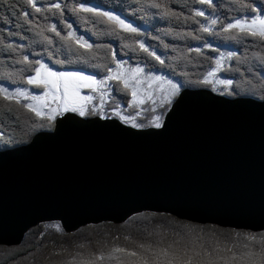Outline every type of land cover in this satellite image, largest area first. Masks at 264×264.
<instances>
[{
	"label": "water",
	"instance_id": "obj_1",
	"mask_svg": "<svg viewBox=\"0 0 264 264\" xmlns=\"http://www.w3.org/2000/svg\"><path fill=\"white\" fill-rule=\"evenodd\" d=\"M182 95L159 135L122 131L130 126L115 117H57L52 130L0 150V245H19L42 223L71 233L142 212L264 229V100L205 87Z\"/></svg>",
	"mask_w": 264,
	"mask_h": 264
},
{
	"label": "snow or ice",
	"instance_id": "obj_2",
	"mask_svg": "<svg viewBox=\"0 0 264 264\" xmlns=\"http://www.w3.org/2000/svg\"><path fill=\"white\" fill-rule=\"evenodd\" d=\"M7 3V0H4ZM237 7V15L223 20L218 15L213 18L206 11L199 8L191 9V19L199 24L198 32L209 35H219L227 39H252L264 46V5L256 4L255 0L245 3L244 0H232ZM198 5H206L214 9V0H194ZM26 7L35 13L59 14V28L56 23H37L30 20V13L23 11L20 16L29 31L39 37V43L43 51L26 52L25 45L7 43L4 46L9 53H15L19 58L15 63L21 68L14 73L5 74V78L16 86L10 88L0 83V99L7 102L8 111L20 109L33 114L35 118L44 121L41 127H56L57 117H65L78 124L96 123L108 121L111 116L118 117L122 124L128 128H119L128 131L132 135H143L145 132L132 129H156L159 132H151L159 135L166 129L165 116L171 118L180 104L182 87L175 76L162 74L165 68H171L168 60L158 54L146 40V32L140 27L134 26L119 14L112 10H104L100 6H93L87 0H81L72 6L57 2H49L45 6H38L37 0H23ZM14 9V5H9ZM152 7L160 9L164 7L154 3ZM67 9L73 15L93 19L95 22L108 26L106 35L120 37L122 41L130 38L133 43H121V49H128L133 55L143 54V62L135 65L129 60L118 58L117 51L112 44H95L83 34H79L73 24L64 17ZM165 15L175 16L176 13L165 7ZM198 18H204L207 22L201 23ZM44 20L48 17L45 15ZM219 31L214 33V28ZM128 34V35H124ZM9 35H13L9 33ZM93 36L96 33H92ZM187 35H193L189 32ZM201 39L200 36H194ZM21 39H24L21 36ZM0 40V44H3ZM204 49L217 53L215 56H205ZM103 51L104 56L98 57ZM187 53H195L198 57H204L205 61H211L210 71L198 81L202 85H211L213 91H219L220 95L239 96L240 93L233 87V79H222L217 74L222 71H230L226 68L227 62L235 60L243 64L246 60L238 56L236 51H222L220 47H214L212 43L204 42L202 47H189ZM124 55H128L127 52ZM63 56L64 58H60ZM187 58V57H185ZM100 59L103 62H99ZM170 59V58H168ZM260 59L264 61V56ZM93 61H97L93 63ZM74 62L90 65L100 69L97 74H87L84 70H60L54 65L63 68ZM251 71V69H248ZM264 74V69L260 70ZM25 73H27L25 75ZM223 86L218 89L217 86ZM238 87V85H237ZM87 90V94H85ZM123 92L130 94L128 111L115 103L114 93ZM264 100V96L260 97ZM112 100L114 106H109ZM99 101V103H96ZM238 103L239 100L228 101ZM132 112L135 114L133 115ZM151 114L147 124L140 122L142 114ZM73 114L65 116V114ZM76 117H99V120H77ZM14 150V149H13ZM56 231H61L60 225H54ZM115 237L114 240H118ZM125 246L113 243L109 246L107 241L99 242L100 247L87 255L78 253L71 261L61 264H264V229L259 232L233 230L231 233L218 232L215 229L206 230L189 225H176L169 231L149 232L143 240H134L130 235H124ZM83 248V245H80Z\"/></svg>",
	"mask_w": 264,
	"mask_h": 264
},
{
	"label": "trees",
	"instance_id": "obj_3",
	"mask_svg": "<svg viewBox=\"0 0 264 264\" xmlns=\"http://www.w3.org/2000/svg\"><path fill=\"white\" fill-rule=\"evenodd\" d=\"M49 2L54 3L57 0H37L38 6H45ZM59 2L72 6L81 2V0H59ZM87 2L93 6H100L105 10L115 11L142 28V31L146 32V42L157 50L158 54H162L171 65L170 69L165 68L163 72L171 76L172 72L175 71L177 74L175 79L184 86L182 88H210V85H202L198 81L203 78L207 71L211 70V61H205L204 57H198L195 53H187V48H194L197 44L210 40L214 44L222 46V48L227 46L230 48L228 51H236L241 58L246 57L243 64H238L235 60L227 62L225 67L231 70L222 71L223 79L234 80L233 87L240 93L239 96H251L256 99L264 96V74L260 71L264 69V61L260 59L261 56H264V46L252 39L226 40L223 36L198 32L199 24L191 19H186L191 16V9L203 7L207 8L208 11L212 10L217 13L222 20L225 17L236 16L237 7L232 0H214V9H209L206 5H198L194 3V0H87ZM244 2L249 3L252 0H244ZM154 3H159L164 7L154 8L152 7ZM255 3L264 5V0H255ZM9 5H14V9ZM165 7L176 13V15H165ZM23 11L29 12V19H35L37 23H56L59 28H63L59 23V14L56 16H53L52 13L33 14L32 9L23 4V0H7V3L0 0V40L4 42L0 44V81H5L11 85L21 84H13L5 78V74L17 72L21 65L15 63L19 57L15 53L10 54L4 45L7 43L23 44L26 48L24 54H27L28 51L44 50L39 43L40 38L35 36L34 32L28 30L29 26L24 23L23 18L20 16ZM45 15L48 17L47 21L44 20ZM64 17L68 22L82 29L90 42L112 44L117 51L118 58H125V60H129L130 64L143 62L144 56L142 53L133 55L128 49H121V43L134 42L131 38L122 41L120 37L106 35L107 25L95 22L83 15L77 17L67 9L64 11ZM198 19L201 21L204 18ZM218 31L219 28L215 27L214 33ZM93 32L96 33L95 36L92 35ZM189 32L193 35H187ZM9 33L13 35L10 36ZM21 36L24 39H21ZM194 36H200L201 39H195ZM203 51L205 56L217 55L210 50L204 49ZM125 52L128 55H124ZM103 56V51L98 53V57L102 58ZM60 58L63 59L64 57L61 56ZM96 62L93 61V63ZM99 62H103V60L100 59ZM54 67L61 70H84L86 73L93 75L101 71L79 62L67 64L63 68L59 65H54ZM248 69H251V71H248ZM129 98L128 93L118 91L114 93L115 103L119 105L126 106ZM6 104L7 102L0 99V150L26 144L37 132L52 129L47 126L41 127L40 125L45 122L35 118L33 114L27 113L26 110L16 111L13 107V111H8ZM108 105L113 106V101L109 100ZM126 111L130 110L127 108ZM150 115V113H147L145 117L139 118L140 122L147 124ZM57 224L60 225L58 222L42 223L31 228L26 234V241L19 246L7 247L0 245V264H61V262L71 261L78 253L87 255L89 252L98 250L100 247L98 241L102 243L106 240L109 246H112L113 243L125 246L124 235H130L132 239L139 241L146 238L149 232H163L165 228L170 231L176 225H189L206 230L215 229L218 232L231 233L233 231L230 228H222L212 224H198L178 219L169 214L152 212L135 214L125 222L116 225L103 222L92 226H83L71 233L65 232L61 225V231L57 232L56 228L53 227ZM111 225L112 228L107 229ZM86 231L90 234L87 235ZM115 237H119V239L114 240ZM80 245L84 247L81 248Z\"/></svg>",
	"mask_w": 264,
	"mask_h": 264
},
{
	"label": "rangeland",
	"instance_id": "obj_4",
	"mask_svg": "<svg viewBox=\"0 0 264 264\" xmlns=\"http://www.w3.org/2000/svg\"><path fill=\"white\" fill-rule=\"evenodd\" d=\"M199 9H201V10H204V11H206V14H208V15H210V16H213V18H215V16L217 15V13H215L214 11H212V10H209L208 11V9L206 8L205 9V7H203V8H199ZM105 10V9H104ZM116 14H118V13H116ZM120 15V14H119ZM122 18H124L122 15H120ZM224 19V18H223ZM127 20V19H126ZM129 22H132V21H130V20H128ZM201 23H207L204 19L203 20H201L200 21ZM133 24H134V26H137V24H135L134 22H132ZM73 24V23H72ZM73 26H74V28L78 31V33L79 34H83V35H85L86 36V33L82 30V29H80V28H77L74 24H73ZM138 27V26H137ZM141 30H143L142 28H141ZM87 37V36H86ZM208 43H212L213 44V46L214 47H220V49L223 51L224 49H225V51H228L230 48H228V47H224V48H221L222 46H219V45H216V44H214L213 42H211L210 40H208L207 41ZM203 44V43H202ZM205 50H207V49H205ZM217 54V53H216ZM122 59H125V58H122ZM227 64V63H226ZM132 65H135V64H132ZM210 71V70H209ZM162 74H164V75H167L165 72H163ZM218 75V74H217ZM219 76V75H218ZM0 83H4L6 86H8V87H10V88H14V87H16V86H27V85H11V84H9V83H7V82H5V81H0ZM222 87L223 86H220V85H218L217 86V88L218 89H222ZM216 93H218V94H220L219 93V91H215ZM85 94H86V90H85ZM130 95V94H129ZM251 97V96H250ZM131 98V97H130ZM129 98V99H130ZM96 103H99V101H96ZM117 104V103H116ZM114 106V105H113ZM120 106L122 107V108H124L125 109V111L127 110V108H128V103L126 104V106H124V105H121L120 104ZM126 113H127V111H126ZM150 113V112H149ZM133 115L135 114L134 112L132 113ZM147 114V113H146ZM146 114H142L139 118H143V117H145L146 116ZM110 117H115V116H111L110 115ZM115 118H118V117H115ZM138 118V119H139ZM119 119V118H118ZM151 119V115H150V118H149V120ZM140 121V120H139ZM53 129V128H52ZM52 129H50V130H52ZM26 136H27V134H26ZM32 139V138H31ZM30 142V141H29ZM47 223H51V222H47ZM54 223H57V222H54ZM111 223V222H110ZM113 224H115L116 225V223H113ZM93 225H96V224H93ZM92 226V225H91ZM215 226H217V225H215ZM218 227H220V226H218ZM112 228V225L109 227H107V229H111ZM222 228H224V227H222ZM230 229H233V230H240V231H250V230H242V229H234V228H230ZM89 230H91V231H93L92 229H89ZM27 234V233H26ZM86 234L87 235H89L90 234V232H88V231H86ZM26 236L27 235H25L24 236V238H23V240H22V242L19 244V245H21L22 243H24L25 241H26ZM19 245H14V246H19ZM1 246H5V245H1ZM14 246H7V247H14Z\"/></svg>",
	"mask_w": 264,
	"mask_h": 264
},
{
	"label": "flooded vegetation",
	"instance_id": "obj_5",
	"mask_svg": "<svg viewBox=\"0 0 264 264\" xmlns=\"http://www.w3.org/2000/svg\"><path fill=\"white\" fill-rule=\"evenodd\" d=\"M222 48V47H221ZM224 51V50H223ZM61 70V69H60ZM69 71H71V70H69ZM87 74H89V73H87ZM218 75H219V77L220 78H222L223 79V77H222V72L221 73H218ZM210 89L212 90V87H211V85H210ZM86 94H87V90H86Z\"/></svg>",
	"mask_w": 264,
	"mask_h": 264
},
{
	"label": "bare ground",
	"instance_id": "obj_6",
	"mask_svg": "<svg viewBox=\"0 0 264 264\" xmlns=\"http://www.w3.org/2000/svg\"><path fill=\"white\" fill-rule=\"evenodd\" d=\"M122 105V104H121Z\"/></svg>",
	"mask_w": 264,
	"mask_h": 264
}]
</instances>
